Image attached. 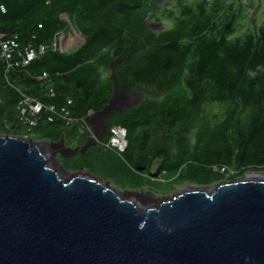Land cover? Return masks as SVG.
<instances>
[{"label": "trees", "instance_id": "obj_1", "mask_svg": "<svg viewBox=\"0 0 264 264\" xmlns=\"http://www.w3.org/2000/svg\"><path fill=\"white\" fill-rule=\"evenodd\" d=\"M157 1L0 0V55L7 41L18 46L13 64H22L28 49L45 48L9 75L0 60V133L85 144L81 123L110 104L116 92L111 65L119 61L120 91L145 99L110 119L102 144L118 127L126 131L128 147L119 154L101 144L79 154L73 170L123 188L134 186L122 181L127 172L212 185L264 171V25L233 40L236 24L252 8L247 0H203L181 10L174 30L156 33L146 17ZM71 28L85 43L72 52L54 48ZM23 98L45 107L36 126L22 115ZM211 105L227 110L213 118L205 110ZM51 108L55 114L66 110L78 124L68 125ZM223 167L234 175L222 174Z\"/></svg>", "mask_w": 264, "mask_h": 264}, {"label": "water", "instance_id": "obj_2", "mask_svg": "<svg viewBox=\"0 0 264 264\" xmlns=\"http://www.w3.org/2000/svg\"><path fill=\"white\" fill-rule=\"evenodd\" d=\"M118 63L115 95L95 113L103 124L145 99L120 91ZM91 140L73 149L0 133V264H264V172L171 197L121 192L60 163Z\"/></svg>", "mask_w": 264, "mask_h": 264}, {"label": "rangeland", "instance_id": "obj_3", "mask_svg": "<svg viewBox=\"0 0 264 264\" xmlns=\"http://www.w3.org/2000/svg\"><path fill=\"white\" fill-rule=\"evenodd\" d=\"M203 0H158L156 2V7L152 8V11L148 13L146 17V23L148 24L147 28H153L156 33L164 32V31H171L174 30L177 26V18L180 16L181 10L186 6H191L194 9L197 8V5L200 4ZM245 6L250 8V12L248 14V18L236 24L232 34L231 39H243L249 34H254L259 31V29L264 25V0H247L245 2ZM79 34V33H78ZM81 34L76 35L73 33L72 28L71 30L62 38V46L59 40V48L60 50H66L68 52L75 51L80 46L85 43V39ZM74 38L71 42L67 41L66 39ZM208 115L211 117H219L222 115L227 108L219 106V105H211L205 108ZM2 134V133H1ZM5 135V134H4ZM36 135L33 133L28 136V138L32 139L34 142H39L36 140ZM54 150V149H53ZM59 161L61 163L62 155H59ZM55 164V161H52ZM70 174L77 173L76 170L70 169L67 170ZM261 172V171H260ZM263 172V171H262ZM83 173V172H82ZM251 173L250 171L245 173L243 176ZM242 176V177H243ZM240 177V178H242ZM99 178V177H98ZM158 183L156 186H149V190H139L133 191L128 189H122L118 187L114 182L106 181L109 183L113 188L120 190L121 192H146L154 197L162 198V197H171L174 193L179 191L182 187L189 185V186H197L199 184L186 182H167L166 179H158ZM218 183H215L216 185Z\"/></svg>", "mask_w": 264, "mask_h": 264}, {"label": "built area", "instance_id": "obj_4", "mask_svg": "<svg viewBox=\"0 0 264 264\" xmlns=\"http://www.w3.org/2000/svg\"><path fill=\"white\" fill-rule=\"evenodd\" d=\"M65 34V33H64ZM62 34L55 39V44L54 48L59 47V40L61 42L62 46ZM74 38L71 39H66L67 41H72ZM2 51L0 55V60H3L4 62L7 63V69H6V74L9 75L10 71L14 69V67H19L20 65L27 66L30 62H32L34 59L37 58L38 54L42 55L45 52V48L41 47L39 52L36 53L35 51L28 49L26 58L22 61V64L17 63L13 64V55L15 50L17 49V45L15 44L14 41H7L2 43ZM21 106L23 107L22 115L26 116L29 114L27 123L30 124L31 126H36L37 125V117L42 113V111L45 109V107L32 99L29 98H23ZM51 112L54 111V108L50 109ZM55 114V112H53ZM55 116L67 122L68 125L74 126L78 124L77 121L73 120L70 116L69 113L66 110H62L60 113H56ZM50 121H53L52 119ZM110 139L108 142L102 144L103 147L107 150L115 151L119 154L123 153L127 147H128V142H127V133L125 130L118 128V127H113L110 130ZM222 174L226 175L228 178L234 175V171H231L230 169L223 167L221 169Z\"/></svg>", "mask_w": 264, "mask_h": 264}, {"label": "crops", "instance_id": "obj_5", "mask_svg": "<svg viewBox=\"0 0 264 264\" xmlns=\"http://www.w3.org/2000/svg\"><path fill=\"white\" fill-rule=\"evenodd\" d=\"M82 124V129L84 130V131H86V132H88V134H86L87 135V137H88V139H87V141L88 140H91V139H93V138H97V139H99L98 137H96V134L95 133H97V135H99V133L101 132V131H103V126H104V124L102 123V121H101V119L100 118H98L97 116H96V114L95 113H91L90 114V116L85 120V121H83V123H81ZM80 127V126H79ZM62 138H64V137H62ZM61 138V139H62ZM106 139V137L103 139V141ZM68 140V139H67ZM100 140V139H99ZM61 141V140H60ZM59 141V142H60ZM64 141H65V138H64ZM87 141L85 142V144L87 143ZM92 141V140H91ZM50 142V141H49ZM54 143H57V142H54ZM65 144H66V146L67 147H69V148H73V149H75V148H77V147H79V146H81V145H83L82 143H80L79 141H78V139L76 140V141H74L73 143H71L69 140L67 141V142H65ZM113 156H114V154H112ZM113 161H115V159L113 158ZM113 163V162H112ZM158 164H159V162H156V164H155V166H158ZM85 172H87V171H85ZM156 172V168L153 170V173H155ZM77 173H80V172H77ZM127 173H130V174H128V175H126V176H124L123 178H122V181L124 182V183H126V182H130V183H133L134 184V186L132 185V186H130V185H128L127 186V184H126V186H125V188H123V187H121L120 185H117L118 187H120V188H122V189H128V190H133V191H139V190H149L150 188H148L149 187V185H152V184H156V183H158V181H157V179L156 178H153V177H149V176H139V175H135V174H132V172H127ZM165 175H162V178L164 177ZM161 177H159V179H160ZM142 183H145V185H143ZM141 186H145L144 188H139V187H141Z\"/></svg>", "mask_w": 264, "mask_h": 264}, {"label": "flooded vegetation", "instance_id": "obj_6", "mask_svg": "<svg viewBox=\"0 0 264 264\" xmlns=\"http://www.w3.org/2000/svg\"><path fill=\"white\" fill-rule=\"evenodd\" d=\"M126 94V93H125ZM98 118H100L98 115H96ZM112 117H109V119H108V121H107V123H105L104 124V126H103V131H101L100 133H99V135H97V133H95L96 134V137H98L100 140H99V143H98V145L96 146V147H98L99 145H101L102 144V142H103V139L105 138V137H107L108 136V128H109V124H110V119H111ZM100 119H102V118H100ZM85 144H83V145H81V146H79V147H77V148H81V147H83ZM96 147H93V148H91L90 150H92V149H94V148H96ZM89 150V151H90ZM88 151V152H89ZM87 152V153H88ZM66 155H69V154H66ZM87 155V154H86ZM60 158V157H59ZM78 158V155L76 156V157H74V158H72V159H65V158H61L60 160H61V164L64 166V168L66 169V170H70V169H72L73 168V163H74V161L76 160ZM264 172V171H263ZM212 185H214V184H212ZM212 185H197L198 187H209V186H212Z\"/></svg>", "mask_w": 264, "mask_h": 264}]
</instances>
